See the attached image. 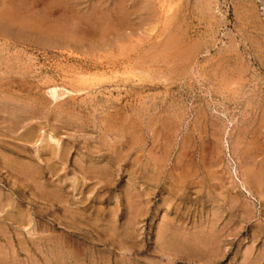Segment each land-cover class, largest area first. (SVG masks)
Wrapping results in <instances>:
<instances>
[{
	"label": "rangeland",
	"instance_id": "1",
	"mask_svg": "<svg viewBox=\"0 0 264 264\" xmlns=\"http://www.w3.org/2000/svg\"><path fill=\"white\" fill-rule=\"evenodd\" d=\"M207 1L0 0V264H264V0Z\"/></svg>",
	"mask_w": 264,
	"mask_h": 264
},
{
	"label": "bare ground",
	"instance_id": "2",
	"mask_svg": "<svg viewBox=\"0 0 264 264\" xmlns=\"http://www.w3.org/2000/svg\"><path fill=\"white\" fill-rule=\"evenodd\" d=\"M205 2H208L207 0H204ZM209 3V2H208ZM209 6V5H208ZM2 16V15H1ZM22 21V20H21ZM23 22V21H22ZM23 24V23H22ZM29 26V25H28ZM35 30V29H34ZM44 36V35H43ZM181 38V37H180ZM149 58V57H148ZM151 58V57H150ZM2 61V60H1ZM174 63V62H173ZM153 64V63H152ZM164 64V63H163ZM144 69V68H143ZM139 73V72H138ZM163 73V72H162ZM2 77V76H1ZM51 79V78H50ZM48 82V81H47ZM76 88V87H75ZM56 92V91H54ZM74 96V95H73ZM72 97V96H71ZM35 100V99H34ZM34 117V116H33ZM19 153V152H18Z\"/></svg>",
	"mask_w": 264,
	"mask_h": 264
}]
</instances>
